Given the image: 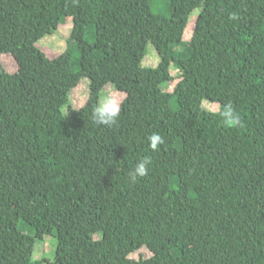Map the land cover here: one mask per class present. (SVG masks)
<instances>
[{"label":"trees","instance_id":"1","mask_svg":"<svg viewBox=\"0 0 264 264\" xmlns=\"http://www.w3.org/2000/svg\"><path fill=\"white\" fill-rule=\"evenodd\" d=\"M65 18L56 73L36 45ZM2 54L19 69L0 62V264H42L45 236L53 264H264V0H0ZM107 84L126 95L110 125L93 119Z\"/></svg>","mask_w":264,"mask_h":264},{"label":"rangeland","instance_id":"2","mask_svg":"<svg viewBox=\"0 0 264 264\" xmlns=\"http://www.w3.org/2000/svg\"><path fill=\"white\" fill-rule=\"evenodd\" d=\"M197 14L198 11L195 10L189 17V26L187 25L184 33V40L186 41L190 40L192 37L191 34ZM71 30L72 20L70 18H65L55 34L43 37L36 45L42 52L47 55L49 59L57 61L54 62V68L56 67L57 70L56 73H62L65 70V67L63 66L64 61L62 60L61 56L66 51V48L68 46ZM0 62L9 73L14 74L18 72V62L16 58L11 54L0 55ZM159 62L160 58L155 47L152 43H148L146 48V55L142 60L141 66L144 68L154 69L157 68ZM177 74V71H172V75L175 78H177ZM177 82L178 80H175L172 84L169 85V91H173L174 86L177 84ZM89 91L90 80L88 78H83L78 86L72 90L69 98V103L62 109V113L66 114L69 109L77 110L82 108L89 98ZM125 97L126 95L118 92L114 85L107 84L99 95L98 105L101 104L105 100V98H111L112 101L119 106L120 102ZM209 107L211 108V110H217V107H215L214 105L209 104ZM55 253L56 240L52 236H45L42 241H37V243L35 244L34 259H43L42 264H53L55 261ZM151 255L152 254L147 249H143L131 255V259H138L139 257L150 258Z\"/></svg>","mask_w":264,"mask_h":264},{"label":"clouds","instance_id":"3","mask_svg":"<svg viewBox=\"0 0 264 264\" xmlns=\"http://www.w3.org/2000/svg\"><path fill=\"white\" fill-rule=\"evenodd\" d=\"M120 108L112 101L111 98H105V100L99 104L93 113V119L98 124H114L118 118ZM222 118L231 126L236 127L241 125V117L235 112L231 104L224 107L221 113ZM150 148L157 150L158 145L164 143V139L158 133H154L149 137ZM152 163L150 157L142 158L129 172V178L131 182H136L139 177H143L147 174V166Z\"/></svg>","mask_w":264,"mask_h":264}]
</instances>
